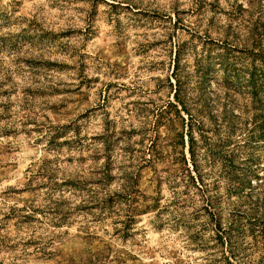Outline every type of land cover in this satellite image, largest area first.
<instances>
[{
	"label": "rangeland",
	"instance_id": "rangeland-1",
	"mask_svg": "<svg viewBox=\"0 0 264 264\" xmlns=\"http://www.w3.org/2000/svg\"><path fill=\"white\" fill-rule=\"evenodd\" d=\"M0 264H264V0H0Z\"/></svg>",
	"mask_w": 264,
	"mask_h": 264
},
{
	"label": "trees",
	"instance_id": "trees-1",
	"mask_svg": "<svg viewBox=\"0 0 264 264\" xmlns=\"http://www.w3.org/2000/svg\"><path fill=\"white\" fill-rule=\"evenodd\" d=\"M173 74H174L175 79H176L177 84H178L177 89H176V91L174 93L175 101L180 105V107H181V109H182L183 112H185L187 115H190L189 112H188V110H187V108H186V105H185L184 101L180 97L181 92H182V89L180 87V84L181 83H180V81L178 79V76H177V74H178V64L175 65V69H174V73ZM192 127H193L192 125L189 126V132H188V135H189V138H190V142L192 140V136H191V134H192ZM190 153H191V151H190Z\"/></svg>",
	"mask_w": 264,
	"mask_h": 264
}]
</instances>
